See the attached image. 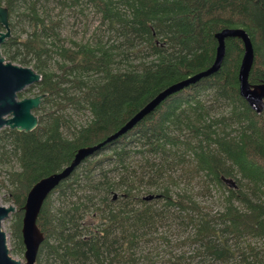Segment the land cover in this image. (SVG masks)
Segmentation results:
<instances>
[{"label": "trees", "instance_id": "16d2710c", "mask_svg": "<svg viewBox=\"0 0 264 264\" xmlns=\"http://www.w3.org/2000/svg\"><path fill=\"white\" fill-rule=\"evenodd\" d=\"M83 1L93 4L115 35L95 42L70 38V45L56 43L61 39L57 30L61 20L48 17L40 5L55 2L63 9ZM0 3L9 9V20L18 5L27 8L22 14L30 18L29 32L18 34L10 21L11 35L1 49L8 60L33 64L41 79L26 89L37 87L35 94H45L34 109L39 119L34 129H0V156H14L18 163V168L8 171L7 183L1 182L7 188L6 199L16 207L11 223L16 252L25 250L23 206L33 184L69 164L78 148L115 132L166 86L209 67L216 55L217 31L243 27L249 33L254 46L249 80L264 81V0ZM243 52L241 38H227L225 55L214 74L167 96L132 129L77 165L50 192L37 218L45 238L36 264L45 253L63 264L89 260L138 264L133 252L126 250L135 244L138 230L152 226L166 212L156 199L148 201L147 193L159 194L163 207L185 211L195 227L192 241L201 245L198 255L226 264H263L264 110L255 111L240 94ZM53 54L59 56L57 71L48 68ZM18 94L23 97V91ZM221 106L227 109L212 114ZM70 108L87 110L88 119L74 124ZM133 152L142 156L136 163H132ZM173 166L182 175L168 172ZM183 177L189 181L199 177L206 192L213 186L222 188L224 208L213 214L205 211L206 206L196 199L202 189L181 187ZM226 177L233 178L237 187L228 186ZM116 189L121 191L117 203L111 198ZM54 194L67 205L56 206ZM87 212L97 218L94 226L83 222ZM117 226L121 233L111 236ZM245 236H256L262 243L233 246L229 242ZM178 261L193 264L182 256Z\"/></svg>", "mask_w": 264, "mask_h": 264}, {"label": "rangeland", "instance_id": "374dc122", "mask_svg": "<svg viewBox=\"0 0 264 264\" xmlns=\"http://www.w3.org/2000/svg\"><path fill=\"white\" fill-rule=\"evenodd\" d=\"M3 4L4 3H0ZM40 5V11L46 10L48 17L56 20L60 19L61 23L57 27V30L61 36L60 40H57L56 43H63L64 45H70V38L76 41H87L92 42L97 41L99 38L104 40L108 39L110 35H115L111 29L108 27L106 22L101 21V13L96 11L93 4L89 2H81L79 5L73 7L61 8L59 4L55 2H50L43 7ZM83 8V10H79ZM22 11H27V8L24 4L18 5L16 13L10 17L11 22H15L14 30L18 34L24 36L30 30V18L26 14H22ZM4 29V28H2ZM114 36H112L113 38ZM59 59L57 54H53L52 58L48 59V68L51 70L57 71L56 60ZM16 62V61H15ZM17 63V62H16ZM28 66H33L29 64ZM36 83V82H35ZM29 87L27 85L23 88V96H32L36 95L38 91L37 87H34L32 90L26 89ZM227 109L224 107H217L213 109L212 114H218L221 111ZM68 113L71 115V121L74 124H79L85 122L89 117V112L87 110H75L70 108ZM136 145L132 144V149L136 148ZM108 150V149H106ZM141 153L133 152L131 158L133 159L132 163H136L141 159ZM108 163L107 165H109ZM135 166V164H133ZM18 168V163L14 156L2 157L0 156V202L2 204L8 205L13 202L6 199L7 188L2 185V180L7 183L8 171L11 169ZM168 172H171L175 177H178L181 173V170L173 166L168 169ZM198 180L199 177L191 179L189 181L188 177L180 178V186L192 188L194 191L205 189L203 183H200ZM234 184L231 182L225 183L230 187H237L235 180ZM144 187V186H143ZM149 187V186H147ZM152 188V187H149ZM177 188V187H176ZM196 194V199L200 204L205 205L204 210L210 214L221 211L224 208V192L222 188L218 186H213L210 192L203 190ZM205 191V192H204ZM116 194V198L114 197ZM149 193H147L148 195ZM121 191L116 189L111 193V198L113 202H118L121 200ZM54 199H56V206L67 205V202L57 197V194H54ZM156 199V205L166 210L164 217L157 219V221L152 226H145L142 229L138 230V236L135 244L132 248H128L126 253L133 252L134 256L138 258V264H181L178 260L179 258L186 257L191 263H200L204 261V264H226L220 259H212L204 255H198L197 250L201 247L199 242L192 241V238L195 234V227L192 223L188 222V217L185 214L184 210H179L176 206H162V199L151 198L147 199L148 201H153ZM160 200V201H158ZM64 202V203H63ZM16 210V209H15ZM191 213L198 215L197 213L191 211ZM14 211L9 214L7 218L3 220V228L7 233L8 244L11 249V252L15 258L21 259L22 264L25 263L24 252H16L14 250V238L12 233L11 223L13 221ZM83 222L86 225L94 226L97 222L96 217H92L89 212L85 213ZM114 232L111 236L118 235L121 233V227L117 226L114 229ZM230 244L233 246H246L250 243L251 245H260L262 241L256 236H245L239 239L231 238L229 240ZM124 241L122 245H126ZM264 264V253L261 254ZM40 264H63L58 259L50 254H44V258ZM85 264H99L96 261L89 260ZM103 264H108L104 262ZM120 264V263H115Z\"/></svg>", "mask_w": 264, "mask_h": 264}, {"label": "water", "instance_id": "95a60500", "mask_svg": "<svg viewBox=\"0 0 264 264\" xmlns=\"http://www.w3.org/2000/svg\"><path fill=\"white\" fill-rule=\"evenodd\" d=\"M0 129L4 126L29 131L38 124V115L35 108L41 105L44 93L32 96L19 97V92L27 85H31L41 79V73L28 65H22L8 60L2 53V43L11 35L9 9L0 4ZM217 39L216 55L213 63L184 79L171 83L159 91L153 98L136 111L119 129L111 133L104 140L77 149L69 164L40 178L33 184L27 193L23 206L22 240L25 246V264H36L37 254L45 236L37 225V218L41 207L50 192L55 189L65 178L71 175L73 170L87 157L101 149L106 144L116 140L122 134L132 129L138 121L154 110L167 96L192 84L200 79L214 74L221 66L225 55V42L229 37H239L243 41L244 52L239 66L238 80L240 94L249 105L257 112L264 110V81L251 83L249 75L254 62V46L249 33L243 27H225L215 33ZM226 182L234 184L232 178L226 177ZM159 194L149 193L146 199L159 197ZM12 204L0 202V264H22V260L15 258L8 244L7 233L3 228V220L15 211Z\"/></svg>", "mask_w": 264, "mask_h": 264}, {"label": "flooded vegetation", "instance_id": "af4514ba", "mask_svg": "<svg viewBox=\"0 0 264 264\" xmlns=\"http://www.w3.org/2000/svg\"><path fill=\"white\" fill-rule=\"evenodd\" d=\"M116 196H117V195H116V194H114V197H115V198H116Z\"/></svg>", "mask_w": 264, "mask_h": 264}]
</instances>
